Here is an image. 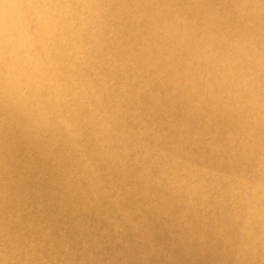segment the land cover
<instances>
[{"label": "clouds", "instance_id": "clouds-1", "mask_svg": "<svg viewBox=\"0 0 264 264\" xmlns=\"http://www.w3.org/2000/svg\"><path fill=\"white\" fill-rule=\"evenodd\" d=\"M0 264H264V0H0Z\"/></svg>", "mask_w": 264, "mask_h": 264}]
</instances>
